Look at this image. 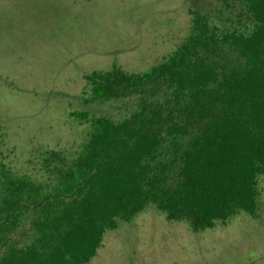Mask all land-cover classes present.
<instances>
[{
    "label": "trees",
    "instance_id": "trees-1",
    "mask_svg": "<svg viewBox=\"0 0 264 264\" xmlns=\"http://www.w3.org/2000/svg\"><path fill=\"white\" fill-rule=\"evenodd\" d=\"M235 20L193 13L186 39L140 73L84 76L75 150H45L34 176L0 165V264H88L104 234L152 207L193 232L258 215L264 178V0H218Z\"/></svg>",
    "mask_w": 264,
    "mask_h": 264
},
{
    "label": "rangeland",
    "instance_id": "rangeland-1",
    "mask_svg": "<svg viewBox=\"0 0 264 264\" xmlns=\"http://www.w3.org/2000/svg\"><path fill=\"white\" fill-rule=\"evenodd\" d=\"M235 11L218 0H0V165L34 176L45 150L77 149L88 125L71 112L121 115L117 101H86L85 75L145 72L186 39L193 13L225 27ZM257 188L256 219L193 233L149 207L107 231L88 264H264L263 177Z\"/></svg>",
    "mask_w": 264,
    "mask_h": 264
}]
</instances>
